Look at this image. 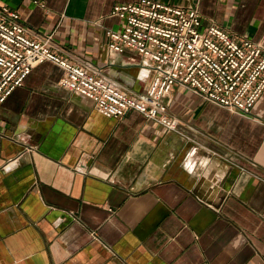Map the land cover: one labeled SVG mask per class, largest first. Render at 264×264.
Returning <instances> with one entry per match:
<instances>
[{
	"label": "crops",
	"instance_id": "obj_1",
	"mask_svg": "<svg viewBox=\"0 0 264 264\" xmlns=\"http://www.w3.org/2000/svg\"><path fill=\"white\" fill-rule=\"evenodd\" d=\"M135 1L0 6L136 92L141 56L107 45L123 24L112 7ZM159 1L264 48V0ZM62 72L37 64L0 105V264H264V91L242 114L176 85L164 100L178 129L165 130L103 115Z\"/></svg>",
	"mask_w": 264,
	"mask_h": 264
},
{
	"label": "built area",
	"instance_id": "obj_2",
	"mask_svg": "<svg viewBox=\"0 0 264 264\" xmlns=\"http://www.w3.org/2000/svg\"><path fill=\"white\" fill-rule=\"evenodd\" d=\"M111 15L123 24L107 30L108 48L141 56L137 77H150L144 89L131 91V83L74 60L51 33L31 31L18 10L0 6V105L44 61L61 67V86L91 99L103 115L122 118L133 110L165 130L178 129L164 100L176 85L242 114L250 113L264 91V48L213 22L203 24L194 7L137 0L115 4Z\"/></svg>",
	"mask_w": 264,
	"mask_h": 264
}]
</instances>
